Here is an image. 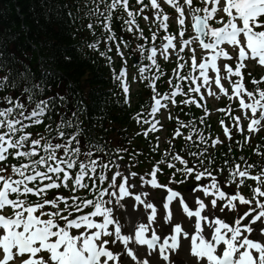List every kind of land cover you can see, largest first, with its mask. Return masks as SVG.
Instances as JSON below:
<instances>
[{
  "label": "snow or ice",
  "instance_id": "1",
  "mask_svg": "<svg viewBox=\"0 0 264 264\" xmlns=\"http://www.w3.org/2000/svg\"><path fill=\"white\" fill-rule=\"evenodd\" d=\"M90 4L87 15L94 19L86 27L93 36L97 27L102 31L87 47L106 60L116 95L130 105L133 83L148 91V110L141 105L134 114L144 137L164 130L158 113L166 112L177 126L161 159L143 174L132 171L135 165L123 163L120 155L128 149L99 143L80 119L88 109L83 99L66 116L60 109L67 107V94L53 83L57 74L48 68L34 73L8 49L15 37H5L0 41V264H264V75L253 76L250 67H264V0ZM138 19L149 24L150 36ZM117 20L128 38L117 34ZM134 41H139L135 48ZM113 49L122 61L119 71ZM137 53L147 63L137 65V75L129 79L128 55ZM58 56L65 64L74 59L68 50ZM161 60L174 64L170 75ZM161 83L167 91H160ZM208 98L231 102L216 109L217 133L208 123ZM191 106L203 115L185 122L180 113ZM177 138L185 145L179 150ZM233 144L241 153L253 147L261 159L233 158ZM220 147L227 151L217 165L209 149ZM152 151H159V136ZM181 185L191 200L178 190ZM157 190L164 195L154 196Z\"/></svg>",
  "mask_w": 264,
  "mask_h": 264
},
{
  "label": "trees",
  "instance_id": "2",
  "mask_svg": "<svg viewBox=\"0 0 264 264\" xmlns=\"http://www.w3.org/2000/svg\"><path fill=\"white\" fill-rule=\"evenodd\" d=\"M80 5L79 0H0V41L15 37L7 41L8 49L21 56L37 75L44 68L55 72L59 80L53 83L60 88L71 83L70 95L88 86V109L83 121L98 123L113 118L115 105L107 103L100 71L74 47L70 30L78 24ZM69 11L71 16L67 14ZM64 50L73 56L71 64L59 58L58 52ZM23 52L29 56H22Z\"/></svg>",
  "mask_w": 264,
  "mask_h": 264
}]
</instances>
